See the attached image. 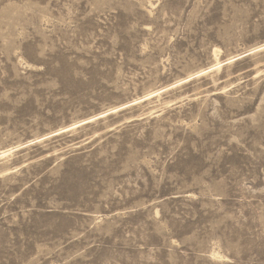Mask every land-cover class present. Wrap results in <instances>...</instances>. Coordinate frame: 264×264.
I'll list each match as a JSON object with an SVG mask.
<instances>
[{
    "label": "rangeland",
    "instance_id": "rangeland-1",
    "mask_svg": "<svg viewBox=\"0 0 264 264\" xmlns=\"http://www.w3.org/2000/svg\"><path fill=\"white\" fill-rule=\"evenodd\" d=\"M261 44L264 0H0V151L151 97L0 159V264H264V48L214 65Z\"/></svg>",
    "mask_w": 264,
    "mask_h": 264
},
{
    "label": "bare ground",
    "instance_id": "bare-ground-1",
    "mask_svg": "<svg viewBox=\"0 0 264 264\" xmlns=\"http://www.w3.org/2000/svg\"><path fill=\"white\" fill-rule=\"evenodd\" d=\"M263 48H264V44L258 45V46L255 47V49H251V50H248L247 52H242L241 54H237V55H234V56H231V57L227 58V60L224 63H223L222 60H217V62L214 65L215 66H218V68L220 69L223 64H228L229 62L236 61V60L241 59L242 57H244L246 55L253 54L256 51H258L260 49H263ZM214 52L216 54H218L217 49L214 50ZM207 70H209V69L199 70V72L195 76H199L201 74H204V73H206ZM190 77L188 76V78H185L183 81H181L179 83H176L174 85H171V86H169L167 88H171V87L176 86L178 84L185 83L186 80L191 79ZM162 91H163V89H162ZM158 93H159V91H158ZM147 98H151V97H144V98H141L139 100L138 99L137 100L135 99L133 101H129L126 104H123V105H120V106H115V108H111V109H108L106 111H102L100 114H97V115L88 117L87 119H83V120H80V121H77V122H73V124H71L70 126H67V127H64V128H60L58 131H55L53 133L47 134L45 136H42L41 138L38 137L37 139H33L30 142H27L25 144H18V145L13 146V147L5 148V149H3V150L0 151V159L3 160V158H8V157L11 158L10 156L13 155V153L15 154V151L17 149H19L20 147H22L21 145H24V147H25V146H27V144H31V143H34V142H40V141L42 142V140H44L46 137L58 135L61 132L63 133V131L73 130V129L77 128L80 125H85L88 122L96 121L97 119H100L101 117H104V116H106V115H108L110 113H115V111L118 112L117 110H119V109H123L125 107H129V105L136 104V103H138L140 101H143L144 99H147ZM8 172H9V170H6L4 173H8Z\"/></svg>",
    "mask_w": 264,
    "mask_h": 264
},
{
    "label": "water",
    "instance_id": "water-1",
    "mask_svg": "<svg viewBox=\"0 0 264 264\" xmlns=\"http://www.w3.org/2000/svg\"><path fill=\"white\" fill-rule=\"evenodd\" d=\"M32 139H35V138H32ZM31 140L27 141V142H30Z\"/></svg>",
    "mask_w": 264,
    "mask_h": 264
}]
</instances>
